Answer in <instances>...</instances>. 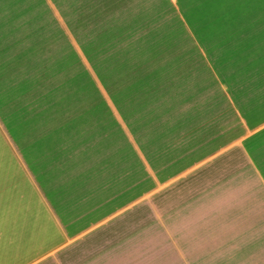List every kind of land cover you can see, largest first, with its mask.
Returning <instances> with one entry per match:
<instances>
[{"label": "crops", "instance_id": "crops-1", "mask_svg": "<svg viewBox=\"0 0 264 264\" xmlns=\"http://www.w3.org/2000/svg\"><path fill=\"white\" fill-rule=\"evenodd\" d=\"M33 2L0 28V128L39 216L0 264H264V0H192L213 6L187 49L196 72L165 58L169 31L133 38L153 10L130 0ZM48 15L55 45L36 47ZM64 26L82 91L43 78Z\"/></svg>", "mask_w": 264, "mask_h": 264}, {"label": "rangeland", "instance_id": "rangeland-1", "mask_svg": "<svg viewBox=\"0 0 264 264\" xmlns=\"http://www.w3.org/2000/svg\"><path fill=\"white\" fill-rule=\"evenodd\" d=\"M138 0H130L127 6L130 7L133 11H142L144 13L150 12L153 10V14L150 15V18L144 15L143 20L139 19V23L137 25L143 26L142 29L137 30V32L133 35V38H138L141 40V37L149 31H156L155 38L163 39L166 38L163 36V33L167 32V35H171V40L175 41L177 46L174 52H167L165 58L168 57H179L184 53V56H191L192 59H195L193 64H189L186 69L191 70L192 72H196V69L199 66L198 55L195 51L187 53V49H190V44L194 43V38L197 41H200V35L198 34V21L196 17V12L200 9V5L190 1V3L186 4L187 9L184 5V0H149L145 4L136 3ZM170 1V2H169ZM23 0H0V28H3L5 24L10 25V22L16 15H19L21 10L18 9ZM33 4V0H31ZM31 6V5H30ZM29 6V8H30ZM144 6L143 8H141ZM174 7L175 10H172ZM28 8V9H29ZM241 11L245 9H240ZM25 11L21 12V15H24ZM130 14V13H129ZM139 14V12H138ZM51 16L48 15V19L45 21L46 25L43 26V30H45V34L43 37L38 39V45L36 47H45L52 48L55 45V39L48 36V43L45 40V37L49 35L50 32L56 31L60 27V23L54 20H51ZM206 23V21H205ZM188 27V29H187ZM64 29V37H63V51L61 47H59L54 52H47L46 55L51 56L47 60L52 61L58 57V63H64V65L56 71V68H50L51 62H43L41 64L43 73H47L43 78L47 79L50 84L56 85L57 88L65 89L67 86H74L73 89L76 90L79 88L81 90V86L87 85L91 86V81L86 78L85 71H88V67L86 62L84 61L82 53H80V60L76 57L78 54V49L76 43L73 41V38L68 33L66 26ZM186 29V30H185ZM188 30V31H187ZM176 34H172V33ZM194 37H192L191 36ZM60 42V40H58ZM180 43L181 45H179ZM59 43H57L58 46ZM188 44L186 47L183 45ZM83 54L86 56L87 52L85 49H82ZM78 52V53H77ZM53 54V56H52ZM45 53H42L44 56ZM75 57V58H73ZM53 58V59H52ZM52 59V60H51ZM75 59V60H74ZM77 59V60H76ZM197 61V62H196ZM48 62V63H47ZM73 63V64H72ZM80 74V77L78 76ZM78 85L70 80L78 81ZM87 81V82H86ZM97 87H99V83L97 82ZM78 86V87H77ZM53 87V86H52ZM58 88V89H59ZM98 89V88H97ZM89 92V91H87ZM93 92V91H90ZM113 129V128H112ZM113 138V135H112ZM9 145V141L7 136L0 128V242L3 243V239L11 236H27L31 235L32 228L31 225L34 224V221H38V206L36 205L34 198H29L27 193H25L22 185V179L18 176L19 164L17 162L16 153ZM15 156L17 159H15ZM244 170L247 173L246 169ZM148 182V181H147ZM147 182L144 184V189L148 187ZM243 181L241 182V185ZM7 186L5 187H1ZM10 185V186H9ZM147 201V198H145ZM144 206H148L143 211L144 223H150L151 219V211L150 205L144 204ZM131 232V231H130ZM142 234H151V228L144 227ZM3 245H0V248Z\"/></svg>", "mask_w": 264, "mask_h": 264}, {"label": "trees", "instance_id": "trees-1", "mask_svg": "<svg viewBox=\"0 0 264 264\" xmlns=\"http://www.w3.org/2000/svg\"><path fill=\"white\" fill-rule=\"evenodd\" d=\"M212 7L213 6L210 5L209 2H206L204 4V6L201 8V10L200 9L197 10V12H196V17L197 18L196 19L198 21V27H200V24L202 23V19L201 18L204 17L206 15V13L212 9Z\"/></svg>", "mask_w": 264, "mask_h": 264}]
</instances>
